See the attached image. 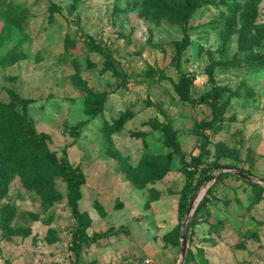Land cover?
Segmentation results:
<instances>
[{
  "label": "rangeland",
  "instance_id": "374dc122",
  "mask_svg": "<svg viewBox=\"0 0 264 264\" xmlns=\"http://www.w3.org/2000/svg\"><path fill=\"white\" fill-rule=\"evenodd\" d=\"M182 73L193 98L217 88L215 119L180 99ZM21 98L85 183L75 218L57 171L32 176L25 151L0 148V264H264V0H0V133ZM78 221L113 232L76 255Z\"/></svg>",
  "mask_w": 264,
  "mask_h": 264
},
{
  "label": "trees",
  "instance_id": "16d2710c",
  "mask_svg": "<svg viewBox=\"0 0 264 264\" xmlns=\"http://www.w3.org/2000/svg\"><path fill=\"white\" fill-rule=\"evenodd\" d=\"M228 9L232 11V7L228 5ZM187 39V35H186ZM187 43L183 42L181 44V47L184 49L186 48ZM177 67L180 68L179 63L177 64ZM110 68L113 69L112 65H110ZM149 74L155 75L158 74L160 76L162 75V71L155 68H148L147 71ZM212 80V78H210ZM192 84V78L182 73L178 79V83L176 84L175 88L180 96V99L183 101H188L192 103H202L207 104L211 107L212 110V120L217 117L218 114V99H219V92L215 86L211 87L210 89L204 91L201 95H199L196 98H193L190 96V86ZM102 98H104V94H102ZM22 103L23 111L22 113H11L7 114L5 118V124L8 128L16 127L17 130H3L2 133H0V148L6 149L10 145H14L16 148V152L20 153L25 151L26 152V160L29 164L28 166V172L32 174V176H38L43 175L47 176L51 171L55 170L57 171L63 181L66 184L67 189V204L70 208L71 214L75 218H79L80 212L78 209V201L82 197L81 192V186L85 183V175L83 171L80 169L78 165H73L67 158V155L64 154L61 158H57L55 153L52 151H49L47 149L46 145V139L48 138V135L40 132L36 133L32 127V120L30 117L27 116L26 113V105L30 102V99L27 98H21L19 99ZM101 110V105L98 103H95L93 105L92 112L93 114L97 113ZM34 134L35 138H37V142L39 144V149H28L26 144L28 141V134ZM165 142L168 146H172L174 150L183 157V154L180 150V146L178 141L176 140L175 136L172 133H169L165 137ZM200 156L192 158L190 163L188 164L189 167H191L196 172L198 170V166L200 163ZM223 168L232 169V165L230 164H224L222 165ZM142 170L151 172L150 165L143 164ZM232 173L225 172L222 174V176L230 175ZM147 175V174H146ZM145 175V176H146ZM147 177V176H146ZM152 175L150 174V178ZM149 177H147L148 180H150ZM212 176L210 174L206 175L205 179H211ZM201 183L198 184L200 186ZM190 186L191 182H186L184 187L180 191V197L177 205V214L179 217L183 218L186 214L188 207L192 201L193 195L190 194ZM209 192V191H208ZM206 198H204V201ZM95 205L100 209L101 206L98 203H95ZM203 205V203L201 204ZM120 204L116 205L115 208H119ZM197 209L193 212L192 216L189 217L187 225H186V239L189 237V230L193 227L194 221H195V213ZM103 214V213H102ZM113 232L112 227L108 228L107 230L103 232H94L91 236L87 234L85 230V226L78 221L75 225V228L72 233V249L74 250V253L77 255L79 249L81 248L82 244H88L90 242H95L99 238L104 237L108 233Z\"/></svg>",
  "mask_w": 264,
  "mask_h": 264
},
{
  "label": "water",
  "instance_id": "95a60500",
  "mask_svg": "<svg viewBox=\"0 0 264 264\" xmlns=\"http://www.w3.org/2000/svg\"><path fill=\"white\" fill-rule=\"evenodd\" d=\"M193 211H194V207L191 204V206H190V208H189V210H188V212L186 214L185 223L183 225L181 256L184 255L185 248H186V239H185L186 225H187L188 219H189L190 215H192Z\"/></svg>",
  "mask_w": 264,
  "mask_h": 264
}]
</instances>
